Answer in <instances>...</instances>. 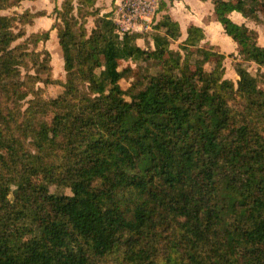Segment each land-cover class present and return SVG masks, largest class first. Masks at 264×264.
Returning <instances> with one entry per match:
<instances>
[{"label":"trees","instance_id":"16d2710c","mask_svg":"<svg viewBox=\"0 0 264 264\" xmlns=\"http://www.w3.org/2000/svg\"><path fill=\"white\" fill-rule=\"evenodd\" d=\"M26 1L0 0V264H264V46L230 18L251 7L264 28V0H211L238 44L235 80L201 27L172 50L182 30L168 14L154 51L109 19L89 33L75 2L97 0L55 8V79L41 35L19 42L46 13L20 14L17 34L2 15ZM124 60L156 65L143 88L120 86Z\"/></svg>","mask_w":264,"mask_h":264},{"label":"rangeland","instance_id":"374dc122","mask_svg":"<svg viewBox=\"0 0 264 264\" xmlns=\"http://www.w3.org/2000/svg\"><path fill=\"white\" fill-rule=\"evenodd\" d=\"M167 3H172L171 0H166ZM188 2L192 8L194 9V19H205L206 22L211 21L212 16L214 15V8L211 5L209 7V11L207 7L204 5H201L200 0H185ZM105 4L107 3V0L104 1ZM161 6L162 2L159 0ZM62 4V1L59 0H36V1H26L22 4L20 8H13L10 10H6L2 12L3 16L7 17V20L9 22H14V28L13 31L15 34H17L24 26L17 23V18L20 14H23L26 10H30L32 13H46V15L41 16L34 20L33 24H28L24 28L27 32L26 37L21 39L19 42L24 41L26 38L30 37L32 34H40L41 35V41L38 45L39 50H48L52 56V65H53V78H65L66 72L64 70V58H63V52L62 48L59 43L58 35H57V29L55 28L56 24L58 23V13L55 11V8H60ZM208 5V4H205ZM162 8V7H161ZM183 8L178 12L181 14V20L187 24L190 22L191 15H187L183 13ZM163 11V10H161ZM159 11V17H156V21L153 24V31L150 33V37L145 38L142 41L138 40V44L143 47L149 48L151 50H156V44L158 42V37L160 36V32L154 29V26L156 23L161 20L164 17V13ZM182 11V12H181ZM252 8L247 7L244 13H238L233 16L232 20L238 24H246L251 30L255 31L258 34L259 37V43L264 46V28L263 26L257 24L252 18ZM75 13L80 16L82 19H86L88 24L87 28L89 33L92 32V30L103 27L104 22L106 19H103L99 12L96 11L94 6H91L90 4H80L78 2H75ZM176 13V14H178ZM207 14V15H206ZM260 14V12H258ZM100 15V16H99ZM215 16L213 17L212 21L209 22L207 25H209V28H207L208 33V40L204 42L205 47L208 49L207 52L215 51L217 53L223 54L227 56L226 61V68H227V78L235 80L236 74L233 70V64L234 62L239 60L238 57V50L237 46L238 44L233 41L228 35H225L221 29L220 25H222L219 21V14L215 12ZM110 17V16H109ZM159 18V19H158ZM108 20V19H107ZM185 34V31H183ZM153 39H150V38ZM18 42V43H19ZM185 40L179 39L171 44L172 50H178L179 45L183 44ZM168 52L165 49H160L155 51L156 54V62L160 59H162ZM99 63L102 69L103 74H106L107 69V60L104 56H101L99 59ZM121 69L126 70V75L124 78L120 81V86L123 89H129V88H143L145 86V82L147 79L148 72H154L156 65L154 63L146 64V63H137L134 60H124L121 61L120 64ZM210 69V67L208 68ZM46 94L48 98H54L56 96V90L53 87H48L46 89ZM53 192H57L58 194H63L64 190L59 189L56 190L55 188L52 189ZM39 218V214L37 212L30 213L26 217H20L18 220V225L23 228L26 225L29 226L30 223L37 220ZM31 239L30 238H24L19 239L17 241L16 245V254L20 257H25L27 255H30L32 253L31 248Z\"/></svg>","mask_w":264,"mask_h":264},{"label":"built area","instance_id":"2783aa9c","mask_svg":"<svg viewBox=\"0 0 264 264\" xmlns=\"http://www.w3.org/2000/svg\"><path fill=\"white\" fill-rule=\"evenodd\" d=\"M161 11L159 0H121L108 19L116 24L117 31L125 34L150 35Z\"/></svg>","mask_w":264,"mask_h":264},{"label":"crops","instance_id":"0c3cea01","mask_svg":"<svg viewBox=\"0 0 264 264\" xmlns=\"http://www.w3.org/2000/svg\"><path fill=\"white\" fill-rule=\"evenodd\" d=\"M59 1L63 2V0H59ZM104 1L105 0H97L96 4L94 5V7H95L96 11L99 12L101 17L103 19L107 20L109 18V16H112L114 10L117 8V6H118V4L120 3L121 0H107L106 4H105ZM171 1H172V3L169 4V3H167L166 0H161V2L166 3L165 9L161 8V10H163L161 12L164 13V15L165 14L170 15L174 20H176V21H178L180 23L181 30H182V38L181 39L182 40H186L188 28L190 26L195 25V26H198V27H201V28L204 29L205 34H206V40H208L207 28H209V25H207V24L212 21L213 17H216L215 16V12H214V15L211 18V21H209V19H208V22H206L205 19L203 20V17H202V19L199 18V19L195 20L194 19V15L195 14L193 13L194 9L192 8V6L188 2H186L185 0H171ZM200 1H201V5H204L205 7H207V9L209 11V7L211 5L210 1H203V0H200ZM205 4H208V5H205ZM181 8H183V10H182L183 13H185L187 15L188 14L191 15L190 16L191 17L190 22L187 23V24H185L181 20V18H182L181 14L182 13H180V14L178 13L181 10ZM176 13H178V14H176ZM235 14H236V12L230 14V18L232 19ZM158 17H159V15H158ZM218 25L220 26L221 31L226 35L222 25H220V24H218ZM183 31H185V34L183 33ZM148 37H150V35L145 34L139 39V41H142V40H144L145 38H148ZM150 39H153V38L151 37Z\"/></svg>","mask_w":264,"mask_h":264}]
</instances>
